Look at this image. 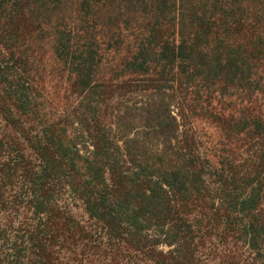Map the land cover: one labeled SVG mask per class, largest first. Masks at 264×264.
I'll return each instance as SVG.
<instances>
[{
  "label": "trees",
  "instance_id": "16d2710c",
  "mask_svg": "<svg viewBox=\"0 0 264 264\" xmlns=\"http://www.w3.org/2000/svg\"><path fill=\"white\" fill-rule=\"evenodd\" d=\"M0 264H264V0H0Z\"/></svg>",
  "mask_w": 264,
  "mask_h": 264
},
{
  "label": "rangeland",
  "instance_id": "374dc122",
  "mask_svg": "<svg viewBox=\"0 0 264 264\" xmlns=\"http://www.w3.org/2000/svg\"><path fill=\"white\" fill-rule=\"evenodd\" d=\"M190 125V127H191V129H190V132L192 133V134H194V135H196V137L198 138L199 136H198V133L201 135L202 133H205L206 131L205 130H207L208 131V133L211 131V129H206V126L205 125H203V124H193V125H191V123L189 124ZM189 132V133H190ZM199 139V138H198Z\"/></svg>",
  "mask_w": 264,
  "mask_h": 264
}]
</instances>
